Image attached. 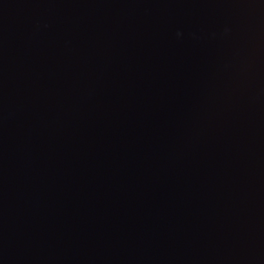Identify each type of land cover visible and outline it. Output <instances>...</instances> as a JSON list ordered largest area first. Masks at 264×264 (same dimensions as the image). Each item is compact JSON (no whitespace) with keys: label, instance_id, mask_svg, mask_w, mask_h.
Instances as JSON below:
<instances>
[{"label":"water","instance_id":"95a60500","mask_svg":"<svg viewBox=\"0 0 264 264\" xmlns=\"http://www.w3.org/2000/svg\"><path fill=\"white\" fill-rule=\"evenodd\" d=\"M0 264H264V0H0Z\"/></svg>","mask_w":264,"mask_h":264}]
</instances>
